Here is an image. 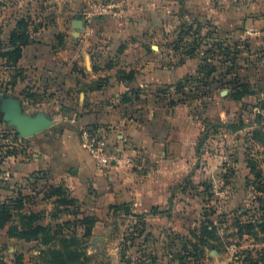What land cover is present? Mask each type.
Returning a JSON list of instances; mask_svg holds the SVG:
<instances>
[{"label":"rangeland","instance_id":"374dc122","mask_svg":"<svg viewBox=\"0 0 264 264\" xmlns=\"http://www.w3.org/2000/svg\"><path fill=\"white\" fill-rule=\"evenodd\" d=\"M160 11L153 28L140 34L149 63L162 67L164 77L143 89L152 92L148 93L152 100L175 107L174 126L196 133L193 175L188 182L187 177L181 180L178 193H170L178 194L174 209L127 215L112 209L117 206L114 203L94 201L93 191L75 200L61 184L72 202L59 220L51 216L55 208L35 211L45 213L44 224H73L72 232H64L79 239L86 264H249L247 253L264 251V234L255 229V236L239 237L235 223L264 216L261 194L256 192L264 180L257 179L246 162L253 159L264 175V110L260 106L264 100V0H168ZM179 87L183 93L177 92ZM3 114L0 107V119ZM36 138L26 141L31 144L33 139L36 146ZM43 146L48 147L43 143L42 150ZM6 186L15 193L35 191L37 196L43 189L1 178L0 204L13 197ZM31 204L28 211H33ZM85 217L97 220L89 238L83 237L85 230L79 225ZM206 222L217 229L220 252L205 248L197 258H187L196 252L188 246L186 253L184 245L196 243L195 235H201ZM5 234L9 238L7 228L0 231V242ZM11 239L21 241L9 238L1 243L0 264H17L18 258L22 264H44L40 252L45 246Z\"/></svg>","mask_w":264,"mask_h":264},{"label":"crops","instance_id":"0c3cea01","mask_svg":"<svg viewBox=\"0 0 264 264\" xmlns=\"http://www.w3.org/2000/svg\"><path fill=\"white\" fill-rule=\"evenodd\" d=\"M86 1L0 0L3 51H12L10 35L21 19L30 22L33 41L16 64L0 57V107L4 99L14 98L24 112H44L54 122L50 135H37L33 146V139L31 144L21 139L0 119V146L17 151L15 158L0 164V179L43 188L37 196L6 186L13 197L19 192L31 196L33 211L53 210L56 197L48 198V189L58 184L75 200L89 190L97 203L131 204L133 214L174 209L178 194L170 193H178L181 180L187 177L188 182L193 175L196 133L174 126L175 107L152 100V92L144 91V86L163 80L164 70L149 63L140 34L153 28L168 0H122L124 19L96 21L91 35L74 26ZM132 70L135 80L123 81L120 73ZM124 95L131 99L124 102ZM81 127L104 131L124 150L127 163L98 169L81 147ZM43 143L48 147L42 150ZM4 240L9 241L6 234L0 245Z\"/></svg>","mask_w":264,"mask_h":264},{"label":"trees","instance_id":"16d2710c","mask_svg":"<svg viewBox=\"0 0 264 264\" xmlns=\"http://www.w3.org/2000/svg\"><path fill=\"white\" fill-rule=\"evenodd\" d=\"M30 22L27 19H21L18 21L16 29L11 33L9 39V48L12 51L4 52V45L0 40V57L5 59L8 64H16L22 58L23 49L29 46L33 41L31 39ZM135 71L120 73L121 79L125 82H132L135 80ZM177 92L183 93L181 87ZM240 95L237 99H240ZM134 98H139L138 93ZM131 98L126 95L123 96V101L127 102ZM262 110H264V100L260 104ZM260 115H258L259 119ZM259 121V120H258ZM231 128H237L235 125H230ZM17 135V134H16ZM17 138V137H16ZM6 146H0V164H4L7 158L16 157L17 151L15 149L5 148ZM247 166L252 174H255L257 179H263L264 175L262 171H257L256 163L252 160H247ZM256 192L261 194L259 202L261 203V211L264 214V182L261 181L257 185ZM66 190L60 186H51L48 189V198L56 197L54 202L55 211L52 212V217L59 220V215L67 211L69 208V201L66 196ZM67 200V201H66ZM31 201V197L19 192L16 197H9L5 202L0 204V231L7 228V234L9 238H15L25 242H37L47 249L41 251L42 260L44 264H86L87 255L80 249V241L75 235L65 234L64 229L72 232V223L67 221L65 223H56L55 226L51 223L44 224L45 213L28 211L27 205ZM74 202V201H73ZM64 208V209H63ZM112 209L117 211L123 210L127 215H132L131 209L128 204L123 206H113ZM134 216V215H133ZM260 220L262 222H260ZM255 222L243 223L238 220L235 223L237 235L242 237L244 234L256 235L255 229H258L264 234V216L262 219ZM97 220L91 217H85L82 222L79 223L84 227V238H89L92 234V230ZM196 243L188 241L184 245V251L190 252L188 246L192 248L193 252L188 253V257H196L203 253L205 248L220 252L217 242L220 241V237L217 233L216 227H211L209 222L204 223L201 230V235L196 236ZM58 243V246L53 244ZM198 253V254H197ZM246 261H250L249 264H264V251H254L247 253ZM185 258V257H184ZM17 264H22L20 258H18Z\"/></svg>","mask_w":264,"mask_h":264},{"label":"built area","instance_id":"2783aa9c","mask_svg":"<svg viewBox=\"0 0 264 264\" xmlns=\"http://www.w3.org/2000/svg\"><path fill=\"white\" fill-rule=\"evenodd\" d=\"M80 16L86 35H91L96 21L105 19L121 21L125 17V10L122 0H87ZM79 135L82 149L98 169L118 168L127 163L124 150L111 143L104 131L81 127Z\"/></svg>","mask_w":264,"mask_h":264},{"label":"water","instance_id":"95a60500","mask_svg":"<svg viewBox=\"0 0 264 264\" xmlns=\"http://www.w3.org/2000/svg\"><path fill=\"white\" fill-rule=\"evenodd\" d=\"M74 26L83 28L81 16H76ZM3 119L15 128L21 139H28L44 133L54 126L53 120L48 118L44 112L31 115L23 111L21 103L14 98H6L2 103Z\"/></svg>","mask_w":264,"mask_h":264}]
</instances>
